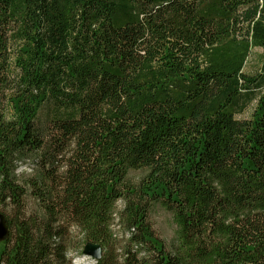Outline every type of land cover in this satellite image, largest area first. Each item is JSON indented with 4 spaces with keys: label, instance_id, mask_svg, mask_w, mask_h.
<instances>
[{
    "label": "trees",
    "instance_id": "trees-1",
    "mask_svg": "<svg viewBox=\"0 0 264 264\" xmlns=\"http://www.w3.org/2000/svg\"><path fill=\"white\" fill-rule=\"evenodd\" d=\"M7 210L0 264H264V0H0Z\"/></svg>",
    "mask_w": 264,
    "mask_h": 264
},
{
    "label": "rangeland",
    "instance_id": "rangeland-1",
    "mask_svg": "<svg viewBox=\"0 0 264 264\" xmlns=\"http://www.w3.org/2000/svg\"><path fill=\"white\" fill-rule=\"evenodd\" d=\"M262 53H263V51L261 49L252 50L251 55L247 60V64L245 66V71L251 72L259 66V63L261 61L260 55ZM33 168H34L33 162H25V163L18 166L17 173L19 176H21L22 174L29 175L32 173L31 171ZM139 175H140V172H131L130 173V177L132 179L137 178ZM26 203H27V206L29 208L33 207V203L31 201V199H26ZM120 207H121V203L118 202L116 204V211L118 209H120ZM12 213H13L12 210H7V211L3 212V215L10 219V218H12ZM149 221L152 225V228L155 232V235L160 240H162L168 248L169 245H171V242L175 236V230H176V226L173 222V218H172L171 213L166 211L160 205H154L152 207L150 213H149ZM112 233H113L114 237H116L117 239L119 237H123L120 228L116 224V219L114 220V222L112 224ZM120 245H122L121 242H116V247H117L118 251H119ZM82 249H83V245H82V247H79V249H78L79 254L78 255L75 254L74 251L69 253L68 257H70V259H71V264H95V261L89 256H85V261L79 260V258L84 257L82 254ZM120 250H121V248H120Z\"/></svg>",
    "mask_w": 264,
    "mask_h": 264
},
{
    "label": "water",
    "instance_id": "water-1",
    "mask_svg": "<svg viewBox=\"0 0 264 264\" xmlns=\"http://www.w3.org/2000/svg\"><path fill=\"white\" fill-rule=\"evenodd\" d=\"M9 230L3 214L0 212V241L8 236ZM82 254L89 256L94 260L100 259L102 256V248L97 243L87 242L83 245Z\"/></svg>",
    "mask_w": 264,
    "mask_h": 264
},
{
    "label": "bare ground",
    "instance_id": "bare-ground-1",
    "mask_svg": "<svg viewBox=\"0 0 264 264\" xmlns=\"http://www.w3.org/2000/svg\"><path fill=\"white\" fill-rule=\"evenodd\" d=\"M84 257H81V258H79V260H81V261H85V255H83Z\"/></svg>",
    "mask_w": 264,
    "mask_h": 264
}]
</instances>
